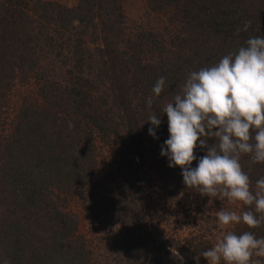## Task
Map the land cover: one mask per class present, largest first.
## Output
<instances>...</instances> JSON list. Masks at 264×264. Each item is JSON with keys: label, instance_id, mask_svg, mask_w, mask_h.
I'll list each match as a JSON object with an SVG mask.
<instances>
[{"label": "trees", "instance_id": "trees-1", "mask_svg": "<svg viewBox=\"0 0 264 264\" xmlns=\"http://www.w3.org/2000/svg\"><path fill=\"white\" fill-rule=\"evenodd\" d=\"M147 4L167 17L165 33L129 31L122 0H79L74 7L0 0V264H107L83 234L81 214L68 207L65 198L76 195L88 196L86 214L98 225L112 218L123 227L108 264H208L200 253L225 231L216 212L233 203L201 196L186 187L179 167H169L161 156L169 137L162 109L188 74L264 36V0ZM161 76L165 88L155 97ZM31 82L37 98L11 120V91ZM150 114L161 119L155 138ZM104 148L117 151L116 168ZM206 152L198 142L192 168ZM240 162L254 189L264 163L247 155ZM228 230L249 231L242 223ZM251 231L264 237V223ZM253 259L264 264V257Z\"/></svg>", "mask_w": 264, "mask_h": 264}, {"label": "clouds", "instance_id": "clouds-1", "mask_svg": "<svg viewBox=\"0 0 264 264\" xmlns=\"http://www.w3.org/2000/svg\"><path fill=\"white\" fill-rule=\"evenodd\" d=\"M251 24L246 21L243 31ZM164 88L161 76L152 89L154 96L159 97ZM153 102V96L146 98L149 109ZM162 110L168 118L169 137L161 146V156L168 158L170 168L181 169L186 187L197 189L201 196L247 206L240 213L223 208L216 212L225 231L200 255L208 264H261L253 257H264V237L257 238L251 230L264 223V177L253 189L240 161L247 155L253 164L264 163V36L249 37L235 53L188 74ZM158 117H148L149 135L154 138L161 124ZM209 139L215 141L211 146ZM198 142L207 152L192 168ZM241 223L249 231L228 230Z\"/></svg>", "mask_w": 264, "mask_h": 264}, {"label": "rangeland", "instance_id": "rangeland-1", "mask_svg": "<svg viewBox=\"0 0 264 264\" xmlns=\"http://www.w3.org/2000/svg\"><path fill=\"white\" fill-rule=\"evenodd\" d=\"M54 1L61 4H65L68 7H74L78 4L79 0H48ZM123 7L125 10V14L127 17V27L131 32H138L140 30H147V31H155L157 33H165L164 29L168 27V19L165 15L160 13H153L150 11L147 0H122ZM37 98L36 95V87L33 82L29 84H19L17 87L11 91L9 99L6 102V113L10 111L11 113V120L13 114L16 113L20 107L25 104V102H30ZM117 151L111 148H104L102 151V155L104 160L107 162V165L110 167L114 166L115 168L118 166L116 163L118 161V157L116 156ZM115 161L113 164L112 162ZM112 164V165H111ZM114 172V171H113ZM109 181V180H108ZM106 181L108 185L109 182ZM122 177H119L116 183H122ZM122 184L121 186H124ZM109 187V186H107ZM105 189L106 193L109 192V188ZM125 187H123L124 189ZM88 196L86 198L80 199L79 196L76 195L75 198L66 197L68 207L75 211L77 214H81L84 222L83 227V234L87 235L88 239H91L93 246L100 247L102 252L101 255L103 258V262L107 263L109 260H113V254L109 251L114 244L118 243L123 236V227L115 221V219H110L108 223H104V225L100 224L99 220H92L90 217L87 216V212L85 207L88 201ZM65 200V201H66ZM242 205L239 203H233L232 206L230 205L227 209L228 211H237L240 213ZM95 217L100 219V214L92 213Z\"/></svg>", "mask_w": 264, "mask_h": 264}]
</instances>
